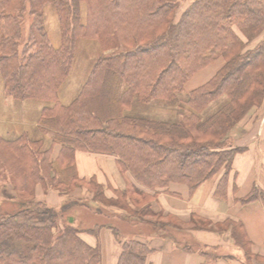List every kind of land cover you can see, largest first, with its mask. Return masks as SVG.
I'll return each instance as SVG.
<instances>
[{
  "label": "trees",
  "instance_id": "16d2710c",
  "mask_svg": "<svg viewBox=\"0 0 264 264\" xmlns=\"http://www.w3.org/2000/svg\"><path fill=\"white\" fill-rule=\"evenodd\" d=\"M46 5L58 19V47L43 24ZM24 23H29L26 32ZM79 39L96 41L101 54L74 99L62 105L58 92ZM219 58L224 64L215 75L179 103L177 122L128 115L133 104L171 103L192 75ZM0 78L12 103H44L37 126L51 135V147L60 146L54 158L43 140L24 133L0 139V182H8L19 200L13 212L0 208V264H102L100 245H89L81 234L97 236L104 225L79 229L73 217L63 218L71 207H87L90 200L120 218L139 216L163 239L167 229L181 226L152 212L157 194L176 196L169 188L181 185L191 197L222 170L214 194L226 196L233 158L243 150L225 141L250 109L264 102V5L258 0H0ZM104 100L110 106L103 107ZM217 101L218 108L204 116ZM77 151L113 156L126 177L125 189L108 188L107 194L93 177L80 179ZM37 187L64 197L86 189L91 198L52 208L34 200ZM258 199L264 201V195L254 190L239 203ZM220 226L229 229L246 264L258 259L240 223L227 220ZM121 243L116 264H151L154 249L146 241ZM181 248L194 251L191 244ZM199 248L201 264L226 258L216 247Z\"/></svg>",
  "mask_w": 264,
  "mask_h": 264
},
{
  "label": "crops",
  "instance_id": "0c3cea01",
  "mask_svg": "<svg viewBox=\"0 0 264 264\" xmlns=\"http://www.w3.org/2000/svg\"><path fill=\"white\" fill-rule=\"evenodd\" d=\"M258 1L264 5V0ZM214 62H223L224 64V60L221 58ZM209 65L210 68L213 64ZM222 65L216 68L214 74ZM229 138L232 142L231 146L241 148L243 151L233 158L225 197L218 198L214 194L223 173L221 171L212 179L201 184L191 197L188 195L186 187L171 185L170 192L178 195L172 196L160 192L157 194L156 200L151 203V210L154 214L162 212L164 216L173 217L184 224H192V221L207 222L210 226L209 229L192 230L191 227H185V229L192 230L190 231L191 238L201 246L216 247V250L224 252L221 256H225L227 259L220 258L214 264H234L231 259L235 260V256L243 255V253L233 246L229 229L216 231L211 228L216 229V224H223L227 220L240 223L251 244L252 254L258 258L252 260L251 264H264V201L258 199L247 205L239 203L241 198L248 196L254 190L259 196L264 195V102L260 107L250 109L231 131ZM55 151L57 155L59 149ZM74 157L77 175L80 179L89 180L93 177L98 184L106 189L107 194H109L108 188L120 191L125 189L126 177L119 172L113 156L77 151ZM78 190L71 193L68 198L76 197ZM56 197V194L49 191L45 200L48 204L51 203L55 207H59L65 197L54 201ZM90 198L91 196L87 197V199ZM113 214L117 216L116 213ZM76 222L75 219V226ZM111 227L109 225L101 227L97 237L82 236L89 245H100L102 264L117 263L121 252V242L125 240L123 238L116 239ZM147 239L145 241L154 249L153 253L148 256L151 264H201L205 261L198 252L183 250L171 240L154 237Z\"/></svg>",
  "mask_w": 264,
  "mask_h": 264
},
{
  "label": "rangeland",
  "instance_id": "374dc122",
  "mask_svg": "<svg viewBox=\"0 0 264 264\" xmlns=\"http://www.w3.org/2000/svg\"><path fill=\"white\" fill-rule=\"evenodd\" d=\"M184 5H185L184 3L183 4L180 3V6H184ZM80 8H81L80 11L82 12V14L85 15L84 13L85 6L82 5ZM179 13L180 11L178 10V14ZM28 24L29 23H24L23 25L25 32L27 30ZM43 24L47 31L50 43L54 47H58L61 43L60 29H59L58 19L54 11V8L50 5L49 6L46 5L43 9ZM100 54H101V51L96 41H93L90 39H79L76 42L73 63H72L69 75L66 81L60 87L59 92H58L59 101L62 105L69 104L74 99V97L77 95L80 87L87 79V76L93 64L95 63L97 58L100 56ZM222 64L223 62H219V63L213 62L210 64L212 65L210 68L206 66L205 68L199 70L197 73L192 75V77H190V79L186 82L184 91L182 93H179L176 99L172 101L171 103L152 102L147 105L133 104L131 109L128 110L127 112L128 115L148 117V118L167 121V122H177L182 114V111L178 106L179 103H182L184 100H186L189 92L192 89L198 87L202 83L204 84L205 81L208 80L214 74V71L216 70V68H218ZM2 84L3 82H2V79L0 78V139L12 140V139H15L17 136H19L20 133H24L32 139L43 140L44 149L50 148L51 147V135L48 133L42 132L37 126V119L39 117L41 108L44 105V103L33 102V101L24 102V103L23 102L12 103L11 98L7 97L4 94L3 89H2V86H3ZM221 101L212 103L204 112V116L211 115L218 108ZM108 104L110 106V101L104 100L102 105L103 107L106 108ZM13 111H16L17 115ZM225 145L227 147L232 145V142L229 136L225 141ZM51 148H52L51 155L52 157L55 158L56 156L55 150L57 149L60 150V146L54 145ZM0 184L2 186L0 188L1 189L0 190V208L8 212L15 211L19 200L18 198H16V195L12 187L6 181H4V183L0 182ZM85 190L79 189L77 191L76 197H73V198H68L70 196L65 197L62 204H64L65 201L69 199L77 200V201L88 200L87 197L91 195L87 190L86 191ZM49 191H52L54 194L57 195V197L54 198V201H58L61 198H64L63 195H60L54 189L53 190L50 189L46 191V190H43L42 188L37 187V189L35 190L34 200L44 202L52 208H58L52 205L51 203L48 204L46 202L45 197ZM88 201L89 202L87 203V207L74 206L68 209L65 212L63 218L65 219L68 216L73 217L74 220L75 219L77 220L76 226H78L79 229L84 230V231L87 230L88 228H93L96 225L97 226L98 225L112 226L117 231L118 238L120 239L123 238L125 240H132V239L137 238L141 241H145L147 238L151 239L153 237L157 239H161L160 238L161 234H159L158 232L152 231L150 226L141 223L139 219L141 217L136 216V218L134 217H130V218L121 217L120 218L118 215L117 216L114 215L113 214L114 212H110L109 209L103 208L101 207V205H98L96 203H92L90 200ZM138 204L143 205L144 203H141L140 201ZM135 210H138V208H135ZM161 221H170L182 227V228L180 227L177 230L171 229V228L167 229L166 230L167 233L164 234L166 237L163 238V240H171L179 248H181V246H188L189 244H191V248L192 250H194L193 252H198L197 249L199 247L201 248L202 246L198 242H196L195 239L191 238L192 236L190 235L191 234L190 231L194 229H202V230L209 229L210 227L207 222L192 221V224H184L181 221L174 219L173 217H167V218L163 217ZM185 227H191L193 229L187 231ZM213 228L214 227H212L211 230L220 231L223 229L222 226L216 227V229H213ZM226 230L227 229L224 228V231ZM83 235H91V234H81V236ZM231 242L233 244L232 240ZM216 251H217V254L219 255H222V253H224L223 251H220L218 249ZM230 253H233V252H230ZM234 259L235 260L231 259L234 262V264H246L245 259H244V254L237 255L235 256Z\"/></svg>",
  "mask_w": 264,
  "mask_h": 264
}]
</instances>
